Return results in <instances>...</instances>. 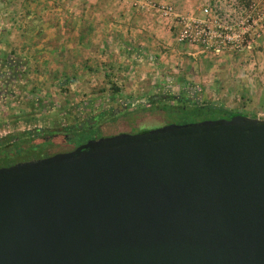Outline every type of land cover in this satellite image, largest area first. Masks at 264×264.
I'll return each mask as SVG.
<instances>
[{"label":"water","instance_id":"water-1","mask_svg":"<svg viewBox=\"0 0 264 264\" xmlns=\"http://www.w3.org/2000/svg\"><path fill=\"white\" fill-rule=\"evenodd\" d=\"M0 264H264V120L168 124L0 167Z\"/></svg>","mask_w":264,"mask_h":264},{"label":"rangeland","instance_id":"rangeland-1","mask_svg":"<svg viewBox=\"0 0 264 264\" xmlns=\"http://www.w3.org/2000/svg\"><path fill=\"white\" fill-rule=\"evenodd\" d=\"M23 1H18L20 6ZM99 1L92 0V5ZM12 2L0 8V65L13 58L23 64L24 74L4 94L0 86V140L31 137L38 144L55 133L54 127L79 125L83 115L95 120L99 134L81 132L74 146L88 142L93 134L98 139L195 123L162 109L179 106L172 97L190 98L192 91L199 105L264 120V0H102L98 9L109 2L114 25L128 24L133 30L124 35L115 31L116 41L107 46L94 42L98 46L74 47L69 40L65 48L41 47L44 37L31 28L43 22L41 17L27 19L21 14L23 7L15 10ZM84 2L65 0L60 7L67 3L68 9L84 8ZM54 7L45 11L57 13ZM164 8L171 10L166 14ZM102 15L98 11L92 21ZM70 21L69 26L73 16ZM184 23L198 26L206 36L181 38ZM188 33L194 35V28L188 27ZM5 69L0 67V79ZM45 147L29 149L16 161L42 158ZM56 152L60 148L49 146L45 154Z\"/></svg>","mask_w":264,"mask_h":264},{"label":"crops","instance_id":"crops-1","mask_svg":"<svg viewBox=\"0 0 264 264\" xmlns=\"http://www.w3.org/2000/svg\"><path fill=\"white\" fill-rule=\"evenodd\" d=\"M12 2L13 0H9ZM20 0H14L12 3L15 4L13 9L17 10L20 6V3H18ZM22 1V0H21ZM56 1V3H54ZM65 0H24L22 2L24 13H21L24 17L27 19L29 18H38L41 17L42 23H39L37 25L31 26L32 29L41 32V37H44L42 40H40V46L42 44L47 45V47H53L55 44L56 47H67L71 44H67L69 40H73L74 43L72 44L74 47L78 46H87V43L95 44L94 42H99L101 46L103 45H110L112 44L115 39V31L118 33H128L129 31H132L133 29L129 27V25H114L113 20H111L112 17V7L109 5V2H106L105 5H102L100 9L99 3L101 4V1L94 3L92 5V0H88L89 3H85L86 7L81 8H74L71 7V9H68L70 5L66 4V7L64 5V8L60 7V2H64ZM67 1V0H66ZM98 1V0H97ZM109 1V0H107ZM2 4L0 3V8L6 7V2L8 0H1ZM56 6V8L54 7ZM52 8L53 11H56L57 13H53L50 10L45 11V9ZM19 8V9H20ZM83 9H86L85 11ZM93 9V10H91ZM20 11V10H19ZM98 11H103L102 17L99 18L97 21H92L93 18L97 15ZM1 14V13H0ZM100 15V13H99ZM55 16H58V18H55ZM73 16L74 22L70 21V17ZM88 16L91 17V19H87ZM128 16V15H127ZM126 16V19H127ZM68 17V18H67ZM67 21H65V19ZM130 18V15H129ZM59 19V20H57ZM123 19V18H122ZM87 22V23H86ZM31 23H35V19H31ZM119 28V29H118ZM55 33H58V36L55 39ZM73 34V35H72ZM46 35V36H44ZM58 38V39H57ZM73 38V39H71ZM128 36L123 37V41H127ZM30 40H25L23 42L24 44H27ZM34 39L31 42H35ZM56 41V43H54ZM32 43H29L28 46H31ZM23 128L22 130H29L28 127H22L18 126L16 127L18 130L19 128ZM14 128V129H16Z\"/></svg>","mask_w":264,"mask_h":264},{"label":"trees","instance_id":"trees-1","mask_svg":"<svg viewBox=\"0 0 264 264\" xmlns=\"http://www.w3.org/2000/svg\"><path fill=\"white\" fill-rule=\"evenodd\" d=\"M5 62H9L8 60H5ZM21 69H13V68H7L4 71V76L6 77V74L12 73L13 76L10 79L2 78L0 79V86L3 88L2 83L7 82L11 85L20 80V77L22 74ZM1 74V73H0ZM15 80V81H13ZM13 86V85H12ZM4 94V88L1 92ZM193 96L190 98L187 97H172L173 100H176L179 106L173 107V106H167L163 107V111L167 112V114H173L178 113L181 114L185 118H191L193 122L202 121V120H208V119H230L233 116H236L235 113L228 112L222 108H216L212 105H199L195 100L196 92L192 91ZM182 103H186L187 105H180ZM128 105L123 106L124 109ZM133 106V103H129V107ZM34 140L31 137H25L22 139L18 136H8L5 137V139L0 140V163L6 164V166H10L12 164H15L19 161H16V157L20 156L21 154L27 152L29 149H33L35 147H38L40 145L44 144H34ZM47 147H45L42 150V155H45Z\"/></svg>","mask_w":264,"mask_h":264},{"label":"flooded vegetation","instance_id":"flooded-vegetation-1","mask_svg":"<svg viewBox=\"0 0 264 264\" xmlns=\"http://www.w3.org/2000/svg\"><path fill=\"white\" fill-rule=\"evenodd\" d=\"M5 60H8L9 62H5V63H1V65H0V67H4V68H13V69H20V68H23V64L21 63V62H19V61H16L15 59H13V58H9V57H7ZM5 69V70H6ZM5 74L3 73V75H1V77L2 78H7V79H10V78H12V76H13V74L12 73H10L9 75L8 74H6V77L4 76ZM13 81H15V80H13ZM2 86H3V88H4V90H6L7 91V89L11 86V84L10 83H7V82H3L2 83ZM79 121H80V123H79V125H76V126H68V127H64V125H63V127L62 128H59V127H54V128H52V129H54V131H55V133L54 134H52V136L50 135V136H46L41 142H40V144H44V143H46V147H47V149H48V147L49 146H57L58 148H60V152H56V153H54V154H57V153H63V152H69V151H71V150H74L76 147H78V146H80L81 144H79V145H77V146H74L73 145V140L76 138V137H78V135L82 132H85V131H88V132H90V131H93V130H95V131H93V132H96V133H98V130L95 128V124H94V121L95 120H92V118H90V117H86V116H84L83 115V117L81 116L80 118H79ZM61 129V132H60V134H58L57 132H58V130H60ZM131 131V130H130ZM130 131L129 132H124V133H129V134H131L130 133ZM99 134V133H98ZM58 136H60L62 139L60 140V142H53V139L55 138V137H58ZM93 139H96V137H94V134H93V136L91 137V139H89V140H93ZM88 140V141H89ZM87 142V141H86ZM85 143V142H84ZM84 143H82V144H84ZM46 149V150H47ZM51 155H53V154H51ZM51 155H47V153L42 157V158H44V157H48V156H51ZM40 159V158H39Z\"/></svg>","mask_w":264,"mask_h":264},{"label":"built area","instance_id":"built-area-1","mask_svg":"<svg viewBox=\"0 0 264 264\" xmlns=\"http://www.w3.org/2000/svg\"><path fill=\"white\" fill-rule=\"evenodd\" d=\"M170 10H171L170 8H164L162 11L167 14L168 12H170ZM184 25L185 26H184L182 32L180 33L181 38H185L186 40L192 41V40H195L197 38V36L200 34H203L204 36H206V33H204L201 30H198V26H196V25H190L189 26V25H187V23H184ZM188 27L194 28V33H195L194 35H196V36L190 35L188 33ZM203 42H205V39H203Z\"/></svg>","mask_w":264,"mask_h":264}]
</instances>
